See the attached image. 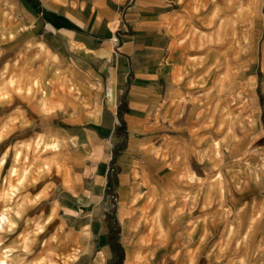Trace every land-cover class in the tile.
<instances>
[{"label": "crops", "instance_id": "crops-1", "mask_svg": "<svg viewBox=\"0 0 264 264\" xmlns=\"http://www.w3.org/2000/svg\"><path fill=\"white\" fill-rule=\"evenodd\" d=\"M0 2L9 67L25 72L9 110L58 149L42 232L60 264L264 250V95L251 62L228 57L255 39L264 0Z\"/></svg>", "mask_w": 264, "mask_h": 264}, {"label": "rangeland", "instance_id": "rangeland-1", "mask_svg": "<svg viewBox=\"0 0 264 264\" xmlns=\"http://www.w3.org/2000/svg\"><path fill=\"white\" fill-rule=\"evenodd\" d=\"M10 19L9 10L4 3L0 2V212L5 210L9 218L16 222H14L15 226H7L0 230V259L6 256L5 252L8 248L9 260L11 259L13 264H60L55 252L48 251L47 239L44 237L45 233L42 232L43 226H52L46 223L49 214L46 215L44 209L46 198L42 196V189L49 179L48 174L59 168L58 149L54 146L55 144L46 143L43 136L34 132L37 130L36 127L32 128L30 132V119L21 120L23 114L13 111V109L9 110L11 96L15 92L23 93L25 89L20 83L25 78L24 70L11 69L7 59L9 42L6 39L11 33L9 30ZM223 41L224 45L231 44V40ZM237 42L234 43V46L237 45L241 53L228 57L232 58L234 65L245 66L251 62L248 69H252L256 73L257 93L263 96L264 22L256 31L254 40L241 38ZM36 83L38 90H45L44 85ZM16 107L23 113L24 101L19 100ZM14 188H17V192L13 195L14 198H11L12 210L10 211L5 199ZM16 207H19L20 213L29 207L30 214L28 213L29 216L26 218L35 217L37 214L41 221L40 227L33 223V218L28 224L18 221L17 215L14 213ZM21 224L23 225L21 226ZM25 225L32 227L24 229ZM41 233L44 237L42 246L40 244ZM247 252V260L241 257L239 262L232 263L233 261H230L226 264H264L262 247L254 246ZM252 258L255 260L249 261Z\"/></svg>", "mask_w": 264, "mask_h": 264}, {"label": "bare ground", "instance_id": "bare-ground-1", "mask_svg": "<svg viewBox=\"0 0 264 264\" xmlns=\"http://www.w3.org/2000/svg\"><path fill=\"white\" fill-rule=\"evenodd\" d=\"M55 146V145H54ZM17 188H14V189H12V192H11V194L9 195V196H7V198L5 199L6 200V202L8 203V207H9V209H10V211L12 210V208H11V204H12V201H11V198H14L13 197V195H15L16 194V192H17V190H16ZM9 193V192H8ZM22 209V208H21ZM14 210V209H13ZM2 211V210H1ZM29 211H30V209H29V207H26L25 208V210L22 212V213H20L19 212V207H16V209L14 210V213L17 215V220L18 221H24V223H26V224H28V222L29 221H31V218H33L32 220H34L33 221V223L36 225V226H39L40 225V223H41V221H40V219H39V216L36 214L35 215V217L33 216V217H30V218H26L27 216H29L28 215V213H29ZM30 214V213H29ZM15 215V216H16ZM15 222V221H14ZM14 222H13V220H11L10 218H9V215H8V213L7 212H5V210H4V212H0V230L1 229H3V228H6L7 226H15V224H14ZM16 223V222H15ZM23 224H21V226H22ZM25 226H27V225H25ZM40 227V226H39ZM11 229V228H10ZM9 229V230H10ZM26 236V235H25ZM7 250V252H5L6 253V256L5 257H3V258H1L0 259V264H13L12 262V260L10 259L9 260V258H10V254H8V252H9V250H8V248L6 249ZM12 250V249H11ZM3 253V252H2Z\"/></svg>", "mask_w": 264, "mask_h": 264}]
</instances>
